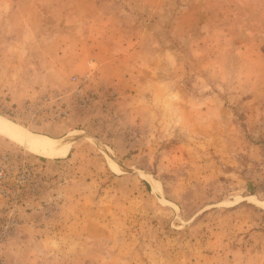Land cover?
<instances>
[{"label": "rangeland", "instance_id": "1", "mask_svg": "<svg viewBox=\"0 0 264 264\" xmlns=\"http://www.w3.org/2000/svg\"><path fill=\"white\" fill-rule=\"evenodd\" d=\"M0 117L97 142L0 135L45 179L0 264H264V0H0Z\"/></svg>", "mask_w": 264, "mask_h": 264}, {"label": "built area", "instance_id": "2", "mask_svg": "<svg viewBox=\"0 0 264 264\" xmlns=\"http://www.w3.org/2000/svg\"><path fill=\"white\" fill-rule=\"evenodd\" d=\"M81 83L76 81L74 93H80ZM91 95H85L80 100L79 107H86L90 103ZM66 115V113H63ZM23 153L9 152L2 155L0 164V198L6 200L11 205H17L23 198H34L41 193L45 179L41 180L35 172L32 163L22 159ZM21 160V164L14 166L12 159ZM21 203V202H20ZM44 212L48 214L46 206ZM18 226L17 219L12 213L0 215V242L12 235Z\"/></svg>", "mask_w": 264, "mask_h": 264}, {"label": "bare ground", "instance_id": "3", "mask_svg": "<svg viewBox=\"0 0 264 264\" xmlns=\"http://www.w3.org/2000/svg\"><path fill=\"white\" fill-rule=\"evenodd\" d=\"M0 135L21 143L26 148L33 150V152L35 150L42 151L41 155L48 158L61 157L62 155L64 156V154L67 153L64 150L60 152H47L49 145L46 139L34 134H29L21 127L11 123L10 121L2 117H0ZM262 206L264 207V203L262 204Z\"/></svg>", "mask_w": 264, "mask_h": 264}, {"label": "crops", "instance_id": "4", "mask_svg": "<svg viewBox=\"0 0 264 264\" xmlns=\"http://www.w3.org/2000/svg\"><path fill=\"white\" fill-rule=\"evenodd\" d=\"M43 137V136H42ZM46 139H49V138H47V137H45ZM50 140H58V139H50ZM74 145H75V143H73L69 148H66V149H62V150H56L55 152H60V151H66L67 153H65L64 154V156L62 155L61 156V158L62 157H65V156H67L68 154H70V151H71V148H73L74 147ZM5 151V150H4ZM56 158H58V157H56ZM60 158V157H59ZM63 203H66L65 201H63ZM76 207V206H75ZM67 206L65 205V207L64 206H62V209H61V211H60V215H63V216H61L59 219H61L62 221H64V223H65V226H67V223L66 222H69V217L67 216ZM64 213V214H63ZM59 215V216H60ZM30 216L31 215H23V224H22V226H21V228L19 229V231H18V233L14 236V238L13 239H18V240H23L22 238L23 237H25L24 236V233H25V230L26 231H29V232H31L33 235H35V236H33V242L34 241H36V242H42L43 241V239H45V238H47L48 237V235L46 234V233H48V231H46L47 229H49L50 230V228L51 229H53V226H51V225H55V223H56V221H57V219H56V221L55 220H52V221H49V222H47L46 224H48L45 228H43V229H36V228H31L30 226H32V220L33 219H31L30 218ZM58 216V217H59ZM60 220V221H61ZM63 223V224H64ZM35 224H33V226H34ZM60 225H62V223L60 224ZM8 253H11L10 251H6L5 252V255H6V257H9L8 256ZM10 257H12V256H10ZM12 264H15V263H12Z\"/></svg>", "mask_w": 264, "mask_h": 264}, {"label": "water", "instance_id": "5", "mask_svg": "<svg viewBox=\"0 0 264 264\" xmlns=\"http://www.w3.org/2000/svg\"><path fill=\"white\" fill-rule=\"evenodd\" d=\"M81 138H89L90 140H93L92 138L87 137L85 134H75V135H72V136H69V137L66 136V137L60 138L58 140H50V139H48L47 143L49 145V148H48L47 152H49V151L55 152L56 150H62V149L69 148L73 143H75L78 139H81ZM8 140L16 143L18 146H20L21 148H23V149H25V150H27L29 152L41 155L42 151L35 150L33 152V150H30V149L26 148L25 146H23L21 143H19L17 141H14V140H11V139H8ZM93 141L96 142L95 140H93ZM117 166H120V165H118V163H117Z\"/></svg>", "mask_w": 264, "mask_h": 264}]
</instances>
